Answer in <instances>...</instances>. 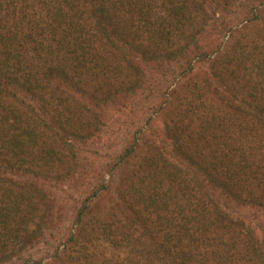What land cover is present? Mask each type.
I'll list each match as a JSON object with an SVG mask.
<instances>
[{
    "label": "trees",
    "instance_id": "16d2710c",
    "mask_svg": "<svg viewBox=\"0 0 264 264\" xmlns=\"http://www.w3.org/2000/svg\"><path fill=\"white\" fill-rule=\"evenodd\" d=\"M141 95L164 138L142 118L51 263L264 264L233 214H264V0H0V264L61 226L45 184Z\"/></svg>",
    "mask_w": 264,
    "mask_h": 264
},
{
    "label": "rangeland",
    "instance_id": "374dc122",
    "mask_svg": "<svg viewBox=\"0 0 264 264\" xmlns=\"http://www.w3.org/2000/svg\"><path fill=\"white\" fill-rule=\"evenodd\" d=\"M236 19L233 21H236ZM212 32L211 30L206 34L202 41L207 47H210L208 45L215 47L218 43L226 41L230 34L226 30L219 32V34H212ZM206 67L207 65L204 63L198 64L195 72L204 71ZM149 104L145 102L144 95H141V99H129L125 107L114 104L103 109L102 112L105 115L107 124L103 135L97 140H91L86 145L78 143L80 158L84 164L83 168L86 169L81 170L83 176H78L82 181L75 178L61 183L57 182L54 187L45 184L46 191L54 199L52 204L54 205V217L57 219L54 221V225L60 223L61 226L57 225L50 228L45 236L36 240L34 246L25 248L24 251L18 253L5 264H52L56 249L58 247L63 248L60 241L63 242L64 237L73 230L74 217L82 205L84 197L93 189L100 173L102 175L104 170L106 171L104 167L112 164L116 158L115 156L123 150L132 131L139 126L142 118L146 119V117L152 115L153 119L144 135V142L152 140L158 135L164 138L165 125L168 121L165 112L156 109L157 101L154 102L153 106ZM120 177L121 175L114 179L115 186L119 184ZM105 178L109 179V175H106ZM114 185L112 186L114 187ZM233 212L236 217L245 221L246 225L254 230L264 245L263 212L252 207H239Z\"/></svg>",
    "mask_w": 264,
    "mask_h": 264
}]
</instances>
